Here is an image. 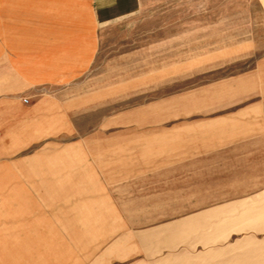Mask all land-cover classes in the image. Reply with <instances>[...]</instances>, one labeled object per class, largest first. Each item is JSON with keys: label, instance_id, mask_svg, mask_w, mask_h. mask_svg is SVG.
Returning <instances> with one entry per match:
<instances>
[{"label": "rangeland", "instance_id": "obj_1", "mask_svg": "<svg viewBox=\"0 0 264 264\" xmlns=\"http://www.w3.org/2000/svg\"><path fill=\"white\" fill-rule=\"evenodd\" d=\"M93 2L0 0V264H264V0Z\"/></svg>", "mask_w": 264, "mask_h": 264}, {"label": "crops", "instance_id": "obj_2", "mask_svg": "<svg viewBox=\"0 0 264 264\" xmlns=\"http://www.w3.org/2000/svg\"><path fill=\"white\" fill-rule=\"evenodd\" d=\"M112 2L111 0H94L92 5V12L96 23L105 22L108 18L115 16L114 10H116L115 9L116 6L115 3ZM91 52L92 50L90 49L89 56L91 55Z\"/></svg>", "mask_w": 264, "mask_h": 264}]
</instances>
